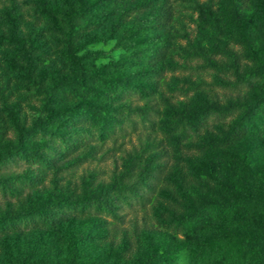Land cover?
<instances>
[{
	"label": "trees",
	"instance_id": "obj_1",
	"mask_svg": "<svg viewBox=\"0 0 264 264\" xmlns=\"http://www.w3.org/2000/svg\"><path fill=\"white\" fill-rule=\"evenodd\" d=\"M7 2L0 19L11 26L10 40L20 52L8 60V66L42 98L41 114L29 125L13 117L14 139L0 145V198L6 202L5 207L0 206V243L8 255L7 264H178L181 242L167 233L148 238L137 258L130 257L129 243L101 245L107 237V217L118 218L120 202L128 203L124 192L141 196L139 184L147 185L153 171L150 163L130 184L124 178L133 172L132 162L123 178L109 185L91 181L80 192L54 187L46 194L28 197L19 207H13L10 200L45 186L49 175L58 176L93 158L95 142L107 134L109 124H119L127 114L128 107L118 104L122 94L149 96L158 90L170 46L172 0H35L58 34L57 44L64 49L68 64L66 71L50 78L45 70L48 55L42 51L39 34L16 32L25 22L20 0ZM233 4L232 17L242 27L245 51L254 56L258 40L252 34L248 13L242 0H233ZM109 41L121 50L120 57L98 65L108 52L91 46ZM240 64L237 57L231 60L236 79L226 83L234 87L244 80ZM254 78L261 83L251 92L226 102L197 95L189 105L171 107L168 115L193 131L210 120H222L205 146L224 148L245 138L250 152L257 151L264 135V71ZM181 136L173 135L171 140L179 144ZM21 163L29 166L18 174L5 173ZM202 172L214 181L205 184L204 190H196L195 197L185 190L183 209L169 221L186 239L205 233L216 220L241 224L264 213V195L239 192L238 182L220 153L208 160ZM67 222L77 223L78 228L65 240L63 252L56 233ZM49 233L52 245L40 253V242ZM26 237H31L30 242L22 248ZM241 247L254 251L259 264L264 261V222ZM242 260L233 248L212 242L202 243L198 255L187 264H243Z\"/></svg>",
	"mask_w": 264,
	"mask_h": 264
},
{
	"label": "rangeland",
	"instance_id": "obj_2",
	"mask_svg": "<svg viewBox=\"0 0 264 264\" xmlns=\"http://www.w3.org/2000/svg\"><path fill=\"white\" fill-rule=\"evenodd\" d=\"M242 1L252 34L258 40L254 56L246 53L241 39L242 27L232 17L233 0H172L173 18L168 25L170 46L163 59L166 70L159 79L158 90L149 96L122 94L118 104L128 107L127 114L119 124H109L107 134L95 142L97 150L93 158L58 176L49 175L45 186L31 190L21 198H11L12 206L19 207L28 197L46 194L54 187L80 192L91 181L94 185H109L123 178L132 162L133 172L124 178L130 184L138 180L141 169L150 163L153 171L147 185L139 184L141 196L136 198L124 192L128 203L120 202L118 218L107 217V237L101 245L129 243L130 257L137 258L148 238L167 233L181 242L177 249L178 264H187L190 258L198 255L202 243L212 242L239 252L243 264H259L258 255L241 247V243L264 222V213L241 224L216 220L209 230L193 239H186L182 232L169 225L183 209L186 193L195 197L196 190H204L205 184L214 181L202 169L217 153L227 162L238 182L239 192L264 195V135L259 150L253 152L248 149L245 138L224 148L205 146L222 120H210L200 130L193 131L177 117L168 115L171 107L189 105L197 95L208 101L226 102L251 92L261 83L254 77L264 71V0ZM20 2L25 22L16 32L39 34L42 51L48 55L45 62L48 78L56 72L66 71L68 64L64 49L57 44L58 34L41 15L35 0ZM7 5V0H1L0 10ZM11 29L0 19V145L14 139L13 117L29 125L42 112L41 96L26 86L19 72L8 66V60L20 53L19 47L10 40ZM91 48L108 52L107 57L97 61L98 65L118 59L121 54V50L114 47V41L97 43ZM236 57L241 63L244 80L234 87L226 81L236 79L230 67L231 60ZM173 135H182L179 144L171 140ZM28 166L26 163L14 165L5 173L18 174ZM5 203L0 198V206L5 207ZM77 228V223L67 222L57 230L63 252L65 240ZM52 236L49 233L42 238L40 253L52 245ZM30 238L21 241L22 248L27 247ZM1 243L0 264H7L8 255L5 256ZM94 256L96 254L93 259Z\"/></svg>",
	"mask_w": 264,
	"mask_h": 264
}]
</instances>
